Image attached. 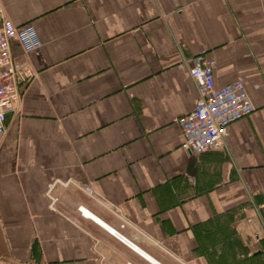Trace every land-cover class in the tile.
Here are the masks:
<instances>
[{"label":"crops","instance_id":"crops-1","mask_svg":"<svg viewBox=\"0 0 264 264\" xmlns=\"http://www.w3.org/2000/svg\"><path fill=\"white\" fill-rule=\"evenodd\" d=\"M0 11L42 43L11 45L31 76L0 137V264H264V0H0ZM197 55L254 107L201 155L177 123L198 96Z\"/></svg>","mask_w":264,"mask_h":264},{"label":"built area","instance_id":"built-area-1","mask_svg":"<svg viewBox=\"0 0 264 264\" xmlns=\"http://www.w3.org/2000/svg\"><path fill=\"white\" fill-rule=\"evenodd\" d=\"M14 40L25 52L42 45L33 26L18 27L0 11V137L6 131V116L15 111V103L21 98L22 84L31 76L13 57L11 45ZM214 67L213 58L204 55L192 58L188 74L198 96L194 109L177 120L184 137L182 147L196 155L225 148L228 127L254 110L243 83L216 87ZM87 192L91 194L92 189L87 188ZM51 201L54 203L55 200ZM77 211L82 217L89 218V212L83 207H78ZM107 231L129 245L115 230Z\"/></svg>","mask_w":264,"mask_h":264},{"label":"bare ground","instance_id":"bare-ground-1","mask_svg":"<svg viewBox=\"0 0 264 264\" xmlns=\"http://www.w3.org/2000/svg\"><path fill=\"white\" fill-rule=\"evenodd\" d=\"M88 217L91 218V219H93V216H91V214H89V213H88ZM93 220L97 221L95 218ZM97 222H99V221H97Z\"/></svg>","mask_w":264,"mask_h":264},{"label":"trees","instance_id":"trees-1","mask_svg":"<svg viewBox=\"0 0 264 264\" xmlns=\"http://www.w3.org/2000/svg\"><path fill=\"white\" fill-rule=\"evenodd\" d=\"M204 235H206V234H204Z\"/></svg>","mask_w":264,"mask_h":264}]
</instances>
